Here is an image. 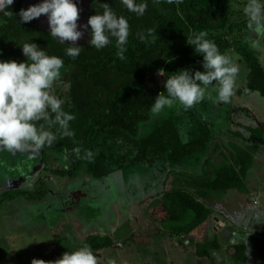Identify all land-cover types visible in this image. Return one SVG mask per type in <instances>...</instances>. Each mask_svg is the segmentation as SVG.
Segmentation results:
<instances>
[{
    "label": "rangeland",
    "instance_id": "obj_1",
    "mask_svg": "<svg viewBox=\"0 0 264 264\" xmlns=\"http://www.w3.org/2000/svg\"><path fill=\"white\" fill-rule=\"evenodd\" d=\"M230 2L231 20L239 25L233 34L236 43L248 50L255 47L264 67V34L247 28L243 12L247 0ZM249 38L251 45L246 42ZM227 53L235 56L239 68L236 92L229 102L205 100L188 111L177 104L152 116L137 139H103L91 149L94 162L83 159L76 179L44 171L45 165L68 167L62 150L45 147L35 158L0 152V264H32L34 259L55 264L66 252L81 248L91 235L107 236L114 242L108 250L93 251L98 264H235L238 245L246 247L241 264H259L264 242V146H250L246 139L250 128L264 124V98L243 93L247 69L235 49ZM159 73L147 77L148 88L159 90L165 79ZM182 134L187 135V143L182 142ZM230 143L250 146L256 155L245 192L229 191L205 199L209 219L190 235H174L152 224L147 231L151 234L148 248L136 250L130 245L145 212L165 200L163 193L185 187L178 181L202 176L219 164L222 154L228 155ZM41 177L47 188L42 200H6L11 191H33ZM186 188L197 194L193 186ZM214 240L219 249L208 258H196V245Z\"/></svg>",
    "mask_w": 264,
    "mask_h": 264
},
{
    "label": "trees",
    "instance_id": "obj_2",
    "mask_svg": "<svg viewBox=\"0 0 264 264\" xmlns=\"http://www.w3.org/2000/svg\"><path fill=\"white\" fill-rule=\"evenodd\" d=\"M146 2L148 9L142 17L129 12L121 0H97L89 9L88 19L95 14H102L103 4H108L118 16L128 19L131 34L123 61L116 55L114 40L100 51L88 45L82 47L78 58L68 57L67 45L59 44L51 33L20 23L18 14L22 0H15L11 6L12 17L0 13V53H3L0 60L25 62L27 58L23 56L21 47L25 43H35L48 55L60 57L65 62L61 79L54 86V94L70 101L64 108L76 116L71 122V130L75 135L61 137L58 134L57 141L51 147L64 152L68 167L53 169L45 165V172L76 179L83 169L81 157L84 151L91 150L105 138L137 139L140 125L152 119L150 109L155 99L161 92L166 94L164 85L168 76L183 69L203 71V57L187 44V39L199 35L201 31L208 33V38L215 41L222 53L236 50L247 69L243 93H258L264 98V68L252 49L248 50L236 43L233 34L239 25L231 20L230 0ZM149 29L152 30L151 36L148 35ZM141 35L144 36L143 41ZM160 70L165 72V79L157 92L148 88L145 81ZM57 128L52 131L56 132ZM248 131L250 136L246 142L250 146H264V124ZM76 148L82 150L79 155L75 152ZM248 148L230 143L228 155L221 153L222 161L211 169L207 168L204 175L196 178L188 176L178 181L193 186L197 194L186 186L165 191V200L145 212L144 222L131 235L129 244L136 250L148 248L151 234L147 231L152 224L161 225L174 235H190L209 219L210 209L205 199L229 191L245 192L246 178L255 155ZM36 184L33 191L20 189L7 193L6 200L15 197L29 201L42 200L44 193H47L43 177ZM113 245L112 239L100 235L88 236L82 243V247L88 246L94 252L108 250ZM218 249L216 240L197 244L195 256L198 259L208 258L212 251ZM245 259L246 247L236 246L234 263L241 264ZM259 264H264V242L259 249Z\"/></svg>",
    "mask_w": 264,
    "mask_h": 264
},
{
    "label": "clouds",
    "instance_id": "obj_3",
    "mask_svg": "<svg viewBox=\"0 0 264 264\" xmlns=\"http://www.w3.org/2000/svg\"><path fill=\"white\" fill-rule=\"evenodd\" d=\"M14 2L0 0V13L12 17L10 8ZM121 3L138 17H142L148 9L146 0L140 3L137 0H121ZM102 7V14L91 16L87 25L82 27L88 31L90 26V46L97 51L108 47L114 40L116 55L123 61L131 34L128 19L118 16L108 4ZM243 12L248 21L247 28L256 34H264V0H247ZM18 15L20 23L24 24L46 16L51 36L62 45L66 41L72 42V46L66 47V55L76 59L81 54L82 48L76 43L84 32L78 30L81 27L77 23L80 9L74 0H42L27 10L21 9ZM148 35H152L151 29ZM140 38L144 40L143 35ZM187 44L203 57V71L183 69L169 75L164 85L166 94L161 92L150 109L153 117L162 115L165 109L177 104L188 111L205 100L227 103L235 95L239 73L235 56L222 53L215 41L208 38L206 31L187 39ZM21 49L27 58L25 62L0 60V152L27 153L30 158H35L42 149L53 146L58 134L61 137L75 135L71 122L76 116L65 111L64 105L70 101L54 94V86L61 79V70L65 67L64 60L48 55L35 43H25ZM159 74L164 76L165 72L160 70ZM53 128L57 131H52ZM140 128L143 133V125ZM182 135V142L187 143V135ZM81 151L80 148L75 149L77 155ZM94 157L93 151L86 150L81 158L93 163ZM32 264H45V261L34 259ZM55 264H98V258L90 247L84 246L66 252ZM109 264H115V261H109Z\"/></svg>",
    "mask_w": 264,
    "mask_h": 264
},
{
    "label": "water",
    "instance_id": "obj_4",
    "mask_svg": "<svg viewBox=\"0 0 264 264\" xmlns=\"http://www.w3.org/2000/svg\"><path fill=\"white\" fill-rule=\"evenodd\" d=\"M96 1L97 0H74V2L77 3L78 8L80 9V17L77 23H78V26H81V27H78V30L84 32L83 37L76 43V46H79L81 48L87 47L88 45H90V40H91L90 29L88 31H85L82 26L87 25L89 9L91 5ZM41 2L42 0H22L21 9L27 10L30 6L38 5ZM27 24L33 26L36 29L43 30V31L50 33L47 17L44 15H42L40 18L35 19ZM65 45L72 46V42L66 41Z\"/></svg>",
    "mask_w": 264,
    "mask_h": 264
},
{
    "label": "crops",
    "instance_id": "obj_5",
    "mask_svg": "<svg viewBox=\"0 0 264 264\" xmlns=\"http://www.w3.org/2000/svg\"><path fill=\"white\" fill-rule=\"evenodd\" d=\"M249 40L251 41V38H249V39H247V44L248 45H251L250 43H249ZM252 40L254 41V37H252ZM253 48V51L257 54V56H258V58L260 59V57H261V53L260 52H258L257 51V49L255 48V47H252ZM260 62H261V64H262V61L260 60ZM263 66V65H262ZM264 68V67H263ZM161 87H162V85H161ZM161 87H159V90H158V88H156V89H152V90H154V91H160V89H161ZM255 157H256V155H254V159H255ZM255 161V160H254ZM252 167V166H251ZM251 169V168H250ZM142 222H144V220L142 221ZM132 234H134V232L132 233Z\"/></svg>",
    "mask_w": 264,
    "mask_h": 264
}]
</instances>
